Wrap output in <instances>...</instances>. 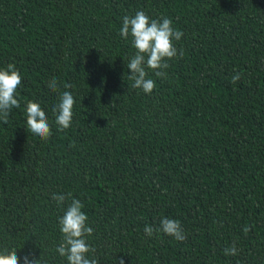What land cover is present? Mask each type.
Wrapping results in <instances>:
<instances>
[{"label":"trees","instance_id":"trees-1","mask_svg":"<svg viewBox=\"0 0 264 264\" xmlns=\"http://www.w3.org/2000/svg\"><path fill=\"white\" fill-rule=\"evenodd\" d=\"M141 10L183 32L166 77L146 69L151 94L131 87L136 49L120 35ZM9 64L22 83L0 122V251L68 264L57 248L71 201L52 197L70 192L99 264H264V0H0V69ZM64 91L76 102L61 131ZM29 101L48 140L26 128ZM163 217L184 241L145 234Z\"/></svg>","mask_w":264,"mask_h":264},{"label":"clouds","instance_id":"clouds-1","mask_svg":"<svg viewBox=\"0 0 264 264\" xmlns=\"http://www.w3.org/2000/svg\"><path fill=\"white\" fill-rule=\"evenodd\" d=\"M120 35L124 39L132 38V46L136 49L135 55L130 59L127 67L131 69L129 79L134 83L132 88L142 89L143 92L151 94L156 87L153 79L148 78V71L152 70L157 77H166L165 71L170 65L169 61L183 57V50L177 49L175 42L183 36L181 30L173 27L170 18L151 19L144 11H138L134 16H124ZM242 73L236 72L231 77V82L236 84L241 79ZM22 83L21 73L14 64H9L6 69H0V122L7 124L10 113L14 108L20 107L17 91ZM59 82L52 78L48 82V88L56 92L59 90ZM65 88L72 85L65 84ZM75 99L70 91H64L60 101L53 108L56 114L55 123L59 130L63 131L72 125L74 116ZM26 128L42 140H48L52 136V129L48 117L39 103L29 101L26 105ZM58 205H63L70 200L64 214L59 217L60 231L63 234V242L57 251L62 257L67 258L68 264H99L95 258H89V253L95 249L87 243L86 237L91 236L94 229L87 224L88 216L82 211L84 205L79 199L72 197V193L53 194L52 197ZM251 228L245 226L243 231L249 232ZM162 231L177 241H184L186 234L179 220L167 217L161 218L160 226L154 228L146 225L144 232L152 237L154 232ZM238 252L235 243L230 249H225V255H236ZM0 264H21L15 249L0 251ZM23 264H42V259L36 258L32 253L23 257ZM119 264H125L123 258Z\"/></svg>","mask_w":264,"mask_h":264}]
</instances>
